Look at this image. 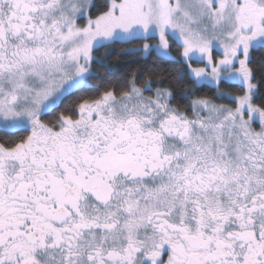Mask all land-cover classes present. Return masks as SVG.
Instances as JSON below:
<instances>
[{
	"label": "snow or ice",
	"instance_id": "snow-or-ice-1",
	"mask_svg": "<svg viewBox=\"0 0 264 264\" xmlns=\"http://www.w3.org/2000/svg\"><path fill=\"white\" fill-rule=\"evenodd\" d=\"M0 264H264V0H0Z\"/></svg>",
	"mask_w": 264,
	"mask_h": 264
},
{
	"label": "trees",
	"instance_id": "trees-1",
	"mask_svg": "<svg viewBox=\"0 0 264 264\" xmlns=\"http://www.w3.org/2000/svg\"><path fill=\"white\" fill-rule=\"evenodd\" d=\"M104 50L101 49V52H103ZM139 58L136 56H125L122 53H120V49H114L111 52V55L109 56L108 61H106V63H108L110 65V68L116 73L119 74L120 72L125 71V69L122 67L123 64L127 63V64H131L133 67L135 66V62L138 60ZM149 63H151V58H149L148 60Z\"/></svg>",
	"mask_w": 264,
	"mask_h": 264
}]
</instances>
